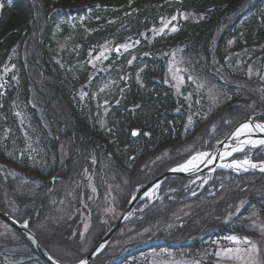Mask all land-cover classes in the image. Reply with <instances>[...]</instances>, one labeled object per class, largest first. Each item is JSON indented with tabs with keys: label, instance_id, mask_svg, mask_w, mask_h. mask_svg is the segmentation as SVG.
<instances>
[{
	"label": "trees",
	"instance_id": "1",
	"mask_svg": "<svg viewBox=\"0 0 264 264\" xmlns=\"http://www.w3.org/2000/svg\"><path fill=\"white\" fill-rule=\"evenodd\" d=\"M186 11L202 17L183 20ZM164 20L176 23L178 30L152 36ZM107 41L135 46L113 52L105 68L94 72L87 63L88 52ZM171 46L180 48L196 71L219 83L234 100L242 93L257 97L261 92L244 72L235 75L233 66L238 56L247 59L246 64L264 56V0H0V80L6 69L10 72L5 78L9 84L0 83V210L19 223L27 221L31 229L53 219L65 184L80 178L89 156H96L98 167L112 155L120 166L134 169L155 151L170 147L172 158L156 167L150 181L185 161L191 154L184 143L192 137L185 133L184 99L166 83V50ZM231 56V66L226 67L225 59ZM221 65L226 83L217 75H223ZM241 67L246 70V65ZM102 84L107 88L101 90ZM83 86L90 88L88 97L96 98L90 111L80 103L78 88ZM104 101L109 104L105 112ZM16 102L35 124V157L19 133L23 121ZM206 104L204 109L209 108ZM219 110L216 130L211 131V122L198 124L200 144L225 138L249 116L233 105ZM256 119L264 121V114ZM61 144L70 147V157L62 164ZM5 165L39 182L36 193L17 197L13 182L3 173ZM189 182L186 177L169 179L160 188V200L140 202L130 219L136 232L154 236L159 224L170 219L173 199L190 202ZM17 233L39 264H46ZM158 245L154 242L146 249Z\"/></svg>",
	"mask_w": 264,
	"mask_h": 264
},
{
	"label": "rangeland",
	"instance_id": "2",
	"mask_svg": "<svg viewBox=\"0 0 264 264\" xmlns=\"http://www.w3.org/2000/svg\"><path fill=\"white\" fill-rule=\"evenodd\" d=\"M181 17L183 20L195 22L202 16L186 11ZM163 22H170L163 33H172L171 28L176 27V23L172 24L170 20ZM163 26L162 23L153 31L152 36L162 34H158L157 30ZM232 41L233 39L230 43ZM123 45L128 47L124 48L107 41L98 49L88 52L87 63L91 64L94 72L101 70L105 68L113 52L118 54L119 51L123 52L135 46L133 42H125ZM102 52L104 56L96 59ZM166 53H169L166 59V83L177 96L184 99L188 112L185 133H191L192 137L184 143L185 151L191 155L169 170L179 167L197 152L212 151L224 139L216 142L208 139L205 144H210L211 147L207 148H204L205 144L199 142L202 136L198 124L211 122V131L216 130L217 122L214 117L220 111L219 109L233 105L249 112V116L235 127L237 129L249 120L264 124V121L256 119V115L264 114V105L259 106V103L262 104L264 100V56L258 55L250 62L247 61V64V59L243 61L242 56L237 57L236 65L233 66L234 74L241 75L244 72L261 94L257 93V97H252L248 93H242L240 95L242 98L234 100L219 83L196 71L181 53L180 48L171 46ZM230 63H232V56L225 59L224 65L231 66ZM243 65H246V70L241 67ZM216 67V70L222 69L223 75L219 73L217 75L222 82L226 83L224 67L222 65L221 69L219 66ZM177 68L180 69L179 72L176 71ZM94 72H91L92 76ZM8 74H10L9 69L2 73L0 80L2 86L9 84L5 79ZM87 86L78 88V94L80 103L86 107L87 111H90V102H96V98L88 97L91 91ZM236 86L241 88L239 85ZM106 88L107 84L101 85V90ZM92 96L95 97L96 93ZM103 103L105 112L109 104L108 101ZM204 104L209 108L204 109ZM19 105L16 102V113L21 115L23 121V123L20 122L19 133L24 136L26 149H30L28 152L35 157L38 150L34 144L38 140L31 138L35 124ZM38 110L40 114L41 109L38 108ZM8 130L6 128L5 133H9ZM228 144L236 146L238 141L232 139ZM58 152L61 164L70 157V147L64 148L61 144ZM172 152L170 147L157 150L134 169L120 166L112 155L107 157V164L103 162L104 166L98 167L96 156H89V165L81 170L80 178L72 182L73 185L65 184L68 186L65 188L64 198L57 212L52 215L53 219L39 222L32 230L44 247L46 244L49 252H52L51 255L59 263H79L118 220L136 191L149 183L156 167L172 158ZM245 157L256 163L264 161V145L246 146L244 151L233 153L223 163L233 159L242 160ZM3 171L5 177L8 176L13 182L11 184L14 186L13 193L17 197L29 198L36 193L35 189L40 183L32 179L31 175L27 176L19 169L7 165L4 166ZM174 178H181V176L169 179ZM186 178L191 179L187 188L188 192L189 188L192 189L187 195L190 202L173 199L174 204L171 206L174 205V207L169 211L170 219L159 224L154 236L148 238L150 236L147 231L143 234L144 236L142 231L136 232V223H131L130 220L134 217L133 214L115 234L108 249L106 248L107 250L90 264H264V231H262L264 229V172L259 169L236 171L231 168L214 167V170L200 177ZM169 179L157 184L159 187L156 185L152 188L143 201L152 203L160 200V188ZM202 191V195L195 200L194 197ZM86 225L87 231H85ZM17 232L0 219V264H39L37 256L31 252L25 240ZM230 235H235L241 240L248 238L257 245L258 251L250 255L242 251L240 254L243 259H236L235 253L224 254L229 248L242 250L249 248V245L227 240L226 237ZM154 242L159 245L146 249ZM128 256L130 257L127 258Z\"/></svg>",
	"mask_w": 264,
	"mask_h": 264
},
{
	"label": "water",
	"instance_id": "3",
	"mask_svg": "<svg viewBox=\"0 0 264 264\" xmlns=\"http://www.w3.org/2000/svg\"><path fill=\"white\" fill-rule=\"evenodd\" d=\"M246 123H252V124H262L260 122H256L253 120H249ZM235 128L229 135H227L221 142H219L216 147L210 151L209 153L214 155H218L221 153L226 145L230 143V140H232V137L234 133L236 132ZM136 133V132H135ZM259 136H264V134L259 133ZM178 168V167H176ZM174 168V169H176ZM214 170V166H200L195 171H189V172H183V171H173V169L167 171L163 175L159 176L158 178L150 181L146 185L139 188L136 193L131 197L129 202L127 203L125 209L123 210L121 216L118 218V220L110 227V229L103 235V237L100 239L98 244L92 249V251L86 255L82 260H87L88 264H90L96 257H98L102 252L106 250L110 242L112 241L115 234L119 231V229L129 220V218L132 216L134 210L136 209L137 205L144 200L146 195L149 193V191L154 188L157 184L165 181L166 179L172 178V177H189V178H197L205 173ZM0 219L4 222H6L8 225H10L13 229L21 233L26 240L31 244L35 252L43 259V261L46 264H57V261L48 253V251L45 249V247L42 245L41 241L35 234V232L29 228L23 227L24 223H19L12 217H10L7 213L0 210ZM103 246V247H101ZM61 264V263H59ZM79 264V263H77Z\"/></svg>",
	"mask_w": 264,
	"mask_h": 264
},
{
	"label": "snow or ice",
	"instance_id": "4",
	"mask_svg": "<svg viewBox=\"0 0 264 264\" xmlns=\"http://www.w3.org/2000/svg\"><path fill=\"white\" fill-rule=\"evenodd\" d=\"M177 17L173 16L172 20H175ZM186 18V17H185ZM163 27L160 28L158 31L159 33H163L165 28L168 27L170 22H163ZM178 29L176 27H172L171 31L175 32ZM121 47L127 48L128 45H121ZM117 51H119V48H117ZM104 56V53L102 52L100 54V56L96 57V59H100V57ZM131 63V61L129 62ZM177 72L180 71V69H176ZM174 78H176L174 76ZM182 79V77H181ZM191 119V118H189ZM254 130H259L260 132H264V124H252V123H244L243 125H241L236 132L234 133V136L236 138H239L241 135H250ZM134 134H139L134 133ZM256 145H264V139H260V140H252V139H245L243 141H241L239 144H237L234 147H231L230 151H225L222 155H221V159H225L228 156H232L233 153L235 152H241L244 151V148L246 146H251V147H255ZM214 159V157L212 156L211 153L209 152H197L195 155H193L190 159H188L185 163L179 165L178 168L173 169V171H183V172H188V171H194L197 170L199 167L200 163H204L205 161L211 162ZM221 167L224 168H231L234 169L236 171H248L250 169H259L261 172H264V161H261L259 163L253 162L251 159H248L247 157H245L244 159L240 160V159H233L228 163H223L220 165ZM156 187H159V185H157ZM93 191H95V189H93ZM24 228L28 227V222L25 221L23 224ZM85 231H87V225L85 226ZM262 231H264V229H262ZM227 240L229 241H233L237 244L243 243L246 245H249V248L247 250H242L240 248H236V249H227L226 253H235V258L236 259H243V256L240 254L242 251H246L249 255L251 253L257 252V245L253 242H251L248 238H244L243 240H241V238L235 236V235H230L228 237H226ZM103 247V246H101ZM219 255V253H218ZM57 264H59V262H57ZM79 264H88L87 260H81L79 262Z\"/></svg>",
	"mask_w": 264,
	"mask_h": 264
},
{
	"label": "bare ground",
	"instance_id": "5",
	"mask_svg": "<svg viewBox=\"0 0 264 264\" xmlns=\"http://www.w3.org/2000/svg\"><path fill=\"white\" fill-rule=\"evenodd\" d=\"M257 133H262L264 134V132H260L259 130H255ZM255 131H253L250 135H241L239 138H236L234 135L232 137L233 140L235 141H238V144L245 140V139H252V140H260V139H264V136H258L257 133H254ZM231 147H234V145H230L228 144L225 149L219 153L218 155H214V159L211 161V162H208V161H205L204 163H200L199 164V167L202 166V165H205V166H214V167H221L220 165L223 164V162L230 156L226 157L225 159H221V155L225 152V151H230L231 150ZM198 167V168H199ZM189 172V171H188Z\"/></svg>",
	"mask_w": 264,
	"mask_h": 264
}]
</instances>
